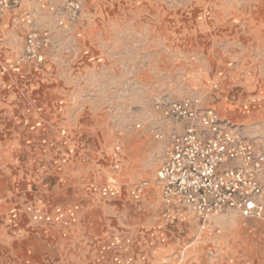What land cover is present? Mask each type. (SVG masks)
I'll return each instance as SVG.
<instances>
[{
	"label": "rangeland",
	"instance_id": "rangeland-1",
	"mask_svg": "<svg viewBox=\"0 0 264 264\" xmlns=\"http://www.w3.org/2000/svg\"><path fill=\"white\" fill-rule=\"evenodd\" d=\"M74 1L0 13L16 117L0 134V264H264V214L169 221L154 179L183 128L157 108L173 100L213 109L264 156V0ZM30 28L48 35L39 63L19 62ZM38 101L53 147L31 134Z\"/></svg>",
	"mask_w": 264,
	"mask_h": 264
},
{
	"label": "built area",
	"instance_id": "built-area-1",
	"mask_svg": "<svg viewBox=\"0 0 264 264\" xmlns=\"http://www.w3.org/2000/svg\"><path fill=\"white\" fill-rule=\"evenodd\" d=\"M53 9L52 0H39ZM75 12L74 0H65ZM23 0H0V13L19 8ZM27 15V23H30ZM46 33L30 28L19 62H41L48 45ZM164 118L182 124L172 130L164 147L163 160L156 170L157 184L165 206L163 216L173 221L183 213L192 214L202 224L217 214L236 210L245 217L264 214V156L236 127L210 108H201L192 99L158 104ZM155 137L162 138L157 133ZM146 182L142 184V187ZM141 191V185L137 188Z\"/></svg>",
	"mask_w": 264,
	"mask_h": 264
},
{
	"label": "crops",
	"instance_id": "crops-1",
	"mask_svg": "<svg viewBox=\"0 0 264 264\" xmlns=\"http://www.w3.org/2000/svg\"><path fill=\"white\" fill-rule=\"evenodd\" d=\"M4 20V18L2 19V21ZM4 46V51L5 53H7L8 57L11 56H15L17 53V49H18V45H16V43H14L13 45H10V50L11 51H7L8 50V46L7 44L4 42L3 43ZM1 49V46H0ZM52 89V88H51ZM55 92V88H53V90L49 91L48 93H54ZM3 91L0 90V134H2V131L6 128V126L8 125H13L16 126V122L15 119L16 117L13 116L12 113H10L11 111L8 108V104L6 103V99H5V95H3ZM31 113H30V124L31 127L30 129L33 130L34 129V125L37 126L36 132L32 131L31 134L32 136H36L38 137H42L43 142L46 144L45 146H47L48 148L50 147V145L53 147V140H55L54 138V133L52 130H49V128H51L50 126H52L54 124V115L50 114V107L48 105H43L41 104L39 101L38 102H34V105H31ZM10 113V114H9ZM23 113V112H22ZM42 129V130H40ZM23 132V129H22ZM42 134H39V133ZM1 139V138H0ZM34 144V145H33ZM37 147V142H35V140H32V146ZM1 146V144H0ZM3 146V145H2Z\"/></svg>",
	"mask_w": 264,
	"mask_h": 264
}]
</instances>
